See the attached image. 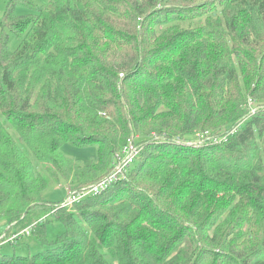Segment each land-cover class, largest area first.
Segmentation results:
<instances>
[{"label":"trees","instance_id":"1","mask_svg":"<svg viewBox=\"0 0 264 264\" xmlns=\"http://www.w3.org/2000/svg\"><path fill=\"white\" fill-rule=\"evenodd\" d=\"M18 2L0 17V264H264V0ZM134 135L126 179L44 199L51 179L89 189ZM27 228L43 249L3 252Z\"/></svg>","mask_w":264,"mask_h":264},{"label":"rangeland","instance_id":"2","mask_svg":"<svg viewBox=\"0 0 264 264\" xmlns=\"http://www.w3.org/2000/svg\"><path fill=\"white\" fill-rule=\"evenodd\" d=\"M23 1L24 0H20V2L16 4L14 15L17 17L26 16L29 13H32L33 6L34 7H44V6H47L49 3V0H28L30 4L24 3ZM9 3H10V0H0V17H3L5 13L7 12ZM8 46L11 52L15 51V49L18 46V40L13 34H11L10 36ZM221 122H224V121L222 120ZM207 129L209 131H216L214 128H207ZM224 129L226 130V128ZM132 137H135V135L129 138H132ZM174 140H177V142L181 141L180 139H177V138H174ZM198 142L196 144H199ZM140 145L143 148V145L142 144ZM217 149L218 148H213V150H217ZM61 150L67 157L73 159L74 162L81 164V165L89 164L92 161L96 160L97 158V153H96L97 146L96 145L79 147V146H76L70 143H66L62 146ZM37 166H38V169H40L43 173L46 174L42 165L38 164ZM66 182L67 180H61L59 182H55L54 180L51 179V183L48 185V187L44 191V199L48 203H50V205H53L55 203L62 201L61 203L58 204L59 207L67 208V207H74L77 203L80 202V200L79 201L73 200L71 201L72 203L70 204L66 203V199L69 197V191H70V190L68 191V189H71V187H69L68 182L67 183ZM58 205H56L55 207H57ZM48 220L49 221L47 224V238L49 241H54L55 239L58 238L59 235H61L64 232L65 227L62 223L57 221L53 215H49ZM7 228H8V222L6 220L1 221L0 222V234H4ZM24 231H21V234H22V235L20 234L21 237L16 240L15 249L12 248L10 244H3L2 245L3 252H7L10 254L18 253L22 255H28V254L38 253L43 249V247L40 245L35 235L26 234Z\"/></svg>","mask_w":264,"mask_h":264},{"label":"built area","instance_id":"3","mask_svg":"<svg viewBox=\"0 0 264 264\" xmlns=\"http://www.w3.org/2000/svg\"><path fill=\"white\" fill-rule=\"evenodd\" d=\"M249 106L251 113H254L257 110V105H255L252 99L249 100ZM236 129V128H235ZM235 129L232 130L235 131ZM210 132L206 131L204 133L198 134L199 139H204L210 137ZM138 137L128 138L126 143L121 147L120 150L115 152L113 155L112 169L110 173L101 178L89 189L81 190H71L69 191V197L66 199V203L70 204L73 200H81L87 195L99 194L107 190L112 184L124 180L127 178V174L136 160L137 156L141 152L142 146L138 144ZM29 228L25 229V233H29ZM20 234L13 235L12 239L19 237Z\"/></svg>","mask_w":264,"mask_h":264}]
</instances>
